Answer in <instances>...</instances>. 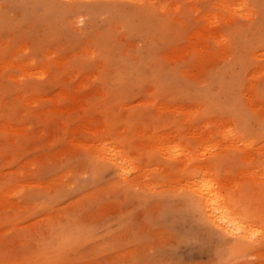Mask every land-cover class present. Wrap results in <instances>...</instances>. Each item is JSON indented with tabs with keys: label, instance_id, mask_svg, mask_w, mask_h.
<instances>
[{
	"label": "rangeland",
	"instance_id": "rangeland-1",
	"mask_svg": "<svg viewBox=\"0 0 264 264\" xmlns=\"http://www.w3.org/2000/svg\"><path fill=\"white\" fill-rule=\"evenodd\" d=\"M0 264H264V0H0Z\"/></svg>",
	"mask_w": 264,
	"mask_h": 264
},
{
	"label": "bare ground",
	"instance_id": "bare-ground-1",
	"mask_svg": "<svg viewBox=\"0 0 264 264\" xmlns=\"http://www.w3.org/2000/svg\"><path fill=\"white\" fill-rule=\"evenodd\" d=\"M212 16H213V13H212ZM207 17H208V15H207ZM210 18H211V15L209 16V19ZM222 132H223V130H222ZM223 134L225 135V133H223ZM225 136H226V139H228L227 135H225ZM103 143L104 142H101V144H103ZM104 144L101 148H99V150H97L98 148H96V147L97 146L99 147L100 144L96 145V147H95L96 150L98 152L99 151L101 152L103 159L107 160L108 162L113 163V165L117 168V170H119L121 172V174L123 175V177H125V179H126V176L132 170L135 169V167L133 166V165H135V163H133L129 158H127V156L124 155L122 150L120 148H118V146L116 147L115 145L114 146L108 145L109 143L107 144V142H106V145H104ZM202 144H204V143H202ZM92 146H93V144H92ZM92 146H89V148L91 147L90 150L94 149V148H92ZM169 146H166L165 149H167V147H169ZM177 147H179L181 149L183 146L177 145ZM186 147H188V146L185 145V148ZM89 148L87 147V149H89ZM188 149H190V148L188 147L187 151H188ZM170 150L171 149H168V151H170ZM94 151H95V149H94ZM97 151H95V153H97L99 155L100 153H98ZM179 151H182V149L178 150V151L175 150V151H173V153L174 154L177 153V155L181 154V152H179ZM187 151H185V153ZM196 153L198 155V151H196ZM196 153H194L192 151L193 156ZM188 154H189V152H188ZM192 154L190 153V156ZM192 158L194 159V157H192ZM132 166H133V168H132ZM135 171H136V169H135ZM122 175H120V176H122ZM137 182H138V180H137ZM193 196H194L193 200L199 204L198 205L195 203V205L197 207L196 210L198 211V209H200V211L202 212L201 217L203 218V220L208 221V223H210L213 226V228L218 230L220 232V234L224 236L223 239L225 241V244H227V245L238 244V243H240V239L241 240L249 239V238H251V236H253L252 231L247 229L248 227L251 226V225H249V223H253V222L246 221V218L239 215V214H235V213L233 214L229 208H227L225 205L220 203V201H222V200H220L217 195L215 196V194L212 193L210 183L201 182L200 186L193 191ZM230 237H234L235 240H230L229 239Z\"/></svg>",
	"mask_w": 264,
	"mask_h": 264
}]
</instances>
